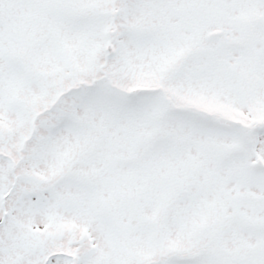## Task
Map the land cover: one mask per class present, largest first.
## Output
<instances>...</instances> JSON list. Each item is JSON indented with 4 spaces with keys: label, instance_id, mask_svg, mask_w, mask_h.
Returning a JSON list of instances; mask_svg holds the SVG:
<instances>
[{
    "label": "snow or ice",
    "instance_id": "snow-or-ice-1",
    "mask_svg": "<svg viewBox=\"0 0 264 264\" xmlns=\"http://www.w3.org/2000/svg\"><path fill=\"white\" fill-rule=\"evenodd\" d=\"M0 264H264V0H0Z\"/></svg>",
    "mask_w": 264,
    "mask_h": 264
}]
</instances>
